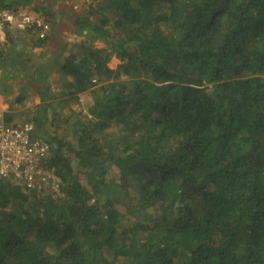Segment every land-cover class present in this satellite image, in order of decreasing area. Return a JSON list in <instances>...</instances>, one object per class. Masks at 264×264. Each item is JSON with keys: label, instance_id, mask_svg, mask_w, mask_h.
Instances as JSON below:
<instances>
[{"label": "trees", "instance_id": "16d2710c", "mask_svg": "<svg viewBox=\"0 0 264 264\" xmlns=\"http://www.w3.org/2000/svg\"><path fill=\"white\" fill-rule=\"evenodd\" d=\"M82 1L8 4L50 24L14 103L60 196L0 178V264H264V0Z\"/></svg>", "mask_w": 264, "mask_h": 264}, {"label": "built area", "instance_id": "2783aa9c", "mask_svg": "<svg viewBox=\"0 0 264 264\" xmlns=\"http://www.w3.org/2000/svg\"><path fill=\"white\" fill-rule=\"evenodd\" d=\"M12 0H0V47L11 40L44 39L50 24L43 14L21 7H11ZM14 1V0H13ZM2 69L0 66V77ZM0 112V178L13 177L37 193L60 196V181L47 166L49 144L33 136L34 124L24 121L6 123Z\"/></svg>", "mask_w": 264, "mask_h": 264}, {"label": "rangeland", "instance_id": "374dc122", "mask_svg": "<svg viewBox=\"0 0 264 264\" xmlns=\"http://www.w3.org/2000/svg\"><path fill=\"white\" fill-rule=\"evenodd\" d=\"M46 0H35V4H37L39 6V4L41 5L42 3H44ZM74 1H77V4L83 2L82 0H74ZM68 34V33H67ZM65 34L66 35V40L67 39V36L71 39L73 36H70L71 34ZM76 40H79L80 38L78 36H74ZM15 40H13L12 43H8L6 46L7 47L5 48L4 50V53L3 54H8V53H11V46L15 44ZM17 43V42H16ZM95 46L97 48H102L104 47V44L97 41L95 42ZM1 48V47H0ZM40 51L39 49H31V50H24V54L28 57V61L30 59H32V61L34 62H39L41 60V56H40ZM117 60L115 58H111L108 62V66L111 67V68H115L116 64H117ZM18 69H19V73H17L16 75H13L11 77H8L6 79V81L3 83V84H0V95L1 97L3 98L5 104H7L8 102L11 103L15 97L18 95L19 93V90L22 86V84H25V81H23V79L21 78V75H20V72L23 70L21 69L23 66L27 65V62L24 60V59H21L18 63ZM29 66V65H27ZM2 69V74H1V77L0 79H2L3 76L6 75L5 73V70L3 67H1ZM17 69V70H18ZM52 80H53V76L49 78V83H51V86L54 87V85L52 84ZM31 89L27 90L26 93H25V96L24 98L25 99H28V98H31V96H34L36 95V93H34L33 91V87H29ZM88 103L87 100H85L84 97H80V106L78 105H74L75 106V110L74 111H78L80 112V109L84 110L82 111L80 114L82 116H88L87 113H85V105ZM11 108V107H10ZM32 108H25V109H22L20 112L16 113L14 111H11L10 110H5L4 112V119L7 121V123H11V124H16L18 121H26V120H30V116L32 114Z\"/></svg>", "mask_w": 264, "mask_h": 264}, {"label": "crops", "instance_id": "0c3cea01", "mask_svg": "<svg viewBox=\"0 0 264 264\" xmlns=\"http://www.w3.org/2000/svg\"><path fill=\"white\" fill-rule=\"evenodd\" d=\"M68 1V0H67ZM76 7V6H75ZM64 34H67V33H64ZM68 34H71L70 36H73L72 37V39L73 40H71L68 36H67V39H68V41H74V40H76L75 39V37L74 36H76V35H74L73 33H71V32H69ZM67 34V35H68ZM66 36V35H65ZM16 42H17V44H16V49H18V50H20V52H22V54H23V58L20 56L19 57V59L21 60V59H25L27 56L24 54V50H31V46H32V44H33V41L32 40H30V39H25V40H15ZM15 42V43H16ZM10 43V42H9ZM9 45V44H8ZM7 45V46H8ZM6 46V47H7ZM5 47V48H6ZM33 49H39V50H41L40 48H38V47H36V48H33ZM19 60V61H20ZM77 98H79L78 99V102L77 103H74V104H70V106L69 107H65V108H63L62 110H61V112H60V110L58 109V108H55V110H54V112L55 113H60V116H64V117H72L73 116V111L75 110V106L74 105H78V106H80V95H78L77 96ZM39 102H40V100H39V97L37 96V94L36 95H34V96H31V98H28V99H22L21 101H20V103L18 104V105H16L15 103H14V100L11 102V103H7V104H5V102H4V100H3V98L1 97V95H0V112H5V110H10L11 109V111H14V112H16V113H18V112H20L22 109H25V108H32L33 110L36 108V106L39 104ZM11 107V108H10ZM31 109V110H32ZM82 111H84V110H82V109H80V112H79V110L77 111V113L78 114H80ZM74 112H76V111H74ZM85 113H86V110H85ZM70 115V116H69ZM80 116L81 117H83L81 114H80ZM86 117V116H85ZM5 120V119H4ZM6 121V120H5ZM22 121H18L16 124H12V125H17V124H19V123H21ZM6 123H7V121H6ZM8 124H11V123H8Z\"/></svg>", "mask_w": 264, "mask_h": 264}]
</instances>
